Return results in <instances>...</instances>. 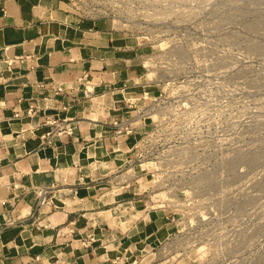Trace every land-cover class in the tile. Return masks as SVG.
I'll list each match as a JSON object with an SVG mask.
<instances>
[{"label": "crops", "instance_id": "obj_1", "mask_svg": "<svg viewBox=\"0 0 264 264\" xmlns=\"http://www.w3.org/2000/svg\"><path fill=\"white\" fill-rule=\"evenodd\" d=\"M135 45L65 0H0V264H168L161 211L122 184L134 138L113 126L145 87ZM48 118L72 134L41 145Z\"/></svg>", "mask_w": 264, "mask_h": 264}, {"label": "rangeland", "instance_id": "obj_2", "mask_svg": "<svg viewBox=\"0 0 264 264\" xmlns=\"http://www.w3.org/2000/svg\"><path fill=\"white\" fill-rule=\"evenodd\" d=\"M93 8L121 14L138 48L145 87L122 117L134 138L122 184L135 182L143 207L162 213L167 236L155 254L168 264H264V0Z\"/></svg>", "mask_w": 264, "mask_h": 264}, {"label": "built area", "instance_id": "obj_3", "mask_svg": "<svg viewBox=\"0 0 264 264\" xmlns=\"http://www.w3.org/2000/svg\"><path fill=\"white\" fill-rule=\"evenodd\" d=\"M67 11L71 12L81 19L90 20V21H99V20H108L110 21L115 28L122 31V28L119 27V22L122 21V16L119 13L109 12L108 10L100 11L93 8V3H102L108 5H115L117 8L122 6V0H65ZM108 11V12H107ZM76 82L78 85L82 86V96L84 99L89 100L92 93V85L88 83L87 76L82 75L79 77ZM56 93L63 91L61 86L55 88ZM33 113L31 107L26 110V115L29 116ZM17 112L14 113V117H18ZM48 126L47 131L40 135L41 145H51L52 141L55 138H58L62 135H71L73 127L70 125L69 119L58 120L54 118H48L45 122ZM131 120L122 119L120 121H114L113 126L116 128L117 133L124 135H129L132 132ZM1 170V167H0ZM48 204L45 197H41L38 200V208H43ZM91 240V239H90Z\"/></svg>", "mask_w": 264, "mask_h": 264}]
</instances>
